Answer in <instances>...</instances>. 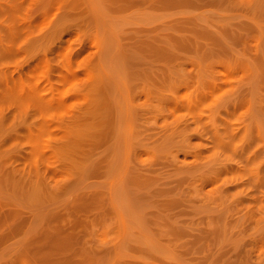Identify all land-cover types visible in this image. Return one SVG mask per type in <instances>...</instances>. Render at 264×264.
<instances>
[{
	"label": "rangeland",
	"instance_id": "obj_1",
	"mask_svg": "<svg viewBox=\"0 0 264 264\" xmlns=\"http://www.w3.org/2000/svg\"><path fill=\"white\" fill-rule=\"evenodd\" d=\"M0 264H264V0H0Z\"/></svg>",
	"mask_w": 264,
	"mask_h": 264
}]
</instances>
